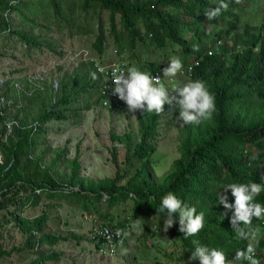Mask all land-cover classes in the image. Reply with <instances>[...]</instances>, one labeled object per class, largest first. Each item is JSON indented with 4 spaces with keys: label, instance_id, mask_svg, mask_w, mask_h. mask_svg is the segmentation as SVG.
Returning a JSON list of instances; mask_svg holds the SVG:
<instances>
[{
    "label": "trees",
    "instance_id": "trees-1",
    "mask_svg": "<svg viewBox=\"0 0 264 264\" xmlns=\"http://www.w3.org/2000/svg\"><path fill=\"white\" fill-rule=\"evenodd\" d=\"M7 1L0 0V33L15 34L26 51L41 46V37L32 27L36 25L34 17L38 15L44 21L40 26L46 30L50 29L51 23L55 29H65L67 35L90 32L91 47L98 56L109 43H113L114 53L125 56L129 67L135 66L141 71H158L161 67L160 63L146 60L138 53H145L149 42H153L155 48L165 45L170 50L177 48L183 66L191 65L185 72L188 80L199 79L206 83L215 96L216 111L212 119L198 126H181L176 145L178 155L157 180L152 179L151 173L152 139L169 104L164 105V112L159 115L141 110L135 112L136 141H131V131L110 133L112 154L117 141L124 146L125 155L131 153L141 160L123 184L116 183L119 178L117 170L110 177L85 183L77 172V150L70 161L71 169L59 181L49 168L64 154L65 147L57 148L54 159L42 166L39 153L32 154L35 138L46 133L45 124L49 120H64L99 102L102 78L92 61L79 62L69 70L63 69L57 75L56 88L51 81H44L41 88H34L29 94L20 92L24 102L13 114L21 124L36 121V125L12 127L1 146L8 166L1 170L0 180L8 170L16 171L17 175L0 185V206L7 203L5 195L9 192L13 194L7 199L20 207L33 204L39 191L47 195L76 193L84 207L91 198L97 201L103 194L107 205L124 200L131 194L132 219L139 218L140 214V218L148 215L159 217L155 230L172 243H177L186 257L190 258L194 251L193 241L222 250L228 260H234L237 250H245L250 241L238 239L230 223L234 208L225 209L219 198L226 196L227 202L234 205L231 191L224 190L231 183L264 185V23H250L247 17L256 16L264 0H224L228 9L211 20L205 13L218 6L221 0H16L12 4H7ZM5 9L7 18L3 15ZM12 11L20 17V24L12 22ZM104 12L105 18L102 17ZM200 23L211 25L206 39L196 31ZM240 23L242 29L238 30L236 27ZM227 34H231L229 40L226 39ZM43 38L47 43L48 38ZM194 45H198V51L193 50ZM55 52L61 53L60 50ZM91 73H96L97 78L92 79ZM10 87L6 84L2 89L6 97ZM2 118L0 116V134L4 133ZM21 159L24 166L20 168ZM27 162L32 169L25 165ZM64 183L77 184L78 188L64 190ZM18 189L24 190L25 197L30 198H15L13 195ZM169 192L184 204L195 207L197 213L204 214V228L196 236L186 238L179 231L178 213L173 214L177 218L173 227L166 233L163 231L164 213L156 210ZM256 202L264 204V192L256 197ZM92 206L101 221L121 227L128 224L126 218L115 219L111 223V215L105 218L106 212H100L95 203ZM8 212L21 230L29 228L30 225L25 227L21 224L19 215L13 210ZM43 217L38 216L31 223L33 228L41 229ZM252 227L260 230L255 258L264 263L263 219L254 218ZM144 228L155 234L145 223ZM58 238L47 234L34 238L29 229L25 244L53 243ZM53 255L54 252L38 254L26 264H41L44 258ZM192 262L200 264L198 259ZM233 264L246 262L233 261Z\"/></svg>",
    "mask_w": 264,
    "mask_h": 264
},
{
    "label": "rangeland",
    "instance_id": "rangeland-1",
    "mask_svg": "<svg viewBox=\"0 0 264 264\" xmlns=\"http://www.w3.org/2000/svg\"><path fill=\"white\" fill-rule=\"evenodd\" d=\"M105 13L102 14L103 18L106 16ZM10 16L12 22L20 24L21 20L16 12L12 11ZM247 17H249L250 23H264V5L258 9L256 16L247 15ZM33 21L36 22V25L32 26L34 32H38L42 40L39 48H31L26 51L15 34L0 33L2 89L6 84L10 85L8 93L13 98L11 108L1 120L3 128H6L5 120L13 117L18 119L13 114L14 110L24 102L21 94L18 93L17 95L12 88L11 80H17L21 87L25 88L28 86L26 79L28 74L32 80L42 81L41 83L45 81L46 83L53 82L63 69L69 70L79 62L106 63L120 58L127 62L125 56L123 58L122 55L114 53L113 43H109L102 55L98 56L91 47L92 34L90 32L67 35L65 29H55L51 23L49 30L42 28L40 23L44 21L39 15L34 17ZM210 26L209 23H200L197 25L196 31L206 39ZM236 29L241 30L242 24L240 23ZM230 35L227 34V40H229ZM43 36L48 38L47 43H45L46 39ZM55 50H60L61 53L58 54ZM138 53L146 60L153 59V61L161 64L158 69L161 81L168 89L169 96H176L179 99L178 93L174 90L189 82L187 74L181 72L174 78L163 76V69L168 66L171 58H180L179 50L177 48L170 50L168 45L155 48L153 42H149L148 50L145 53ZM37 74H40L41 77L39 78L41 79L35 77ZM32 85L29 83V87ZM178 116L179 106L173 102L167 107L165 115L159 121L156 135L152 139L154 149L150 155L153 180L159 179L169 167L171 160L178 155L176 145L181 128L177 121ZM45 127L46 133L44 135L38 134L35 138L36 142L32 154L39 153L40 162L43 166L50 159H54V152L57 148L65 147L64 154L49 168L51 174L55 175L59 181L71 169L70 161L75 150L78 153L79 166L77 172L88 184L112 176L115 170H117L119 177L116 183L123 184L141 162L137 156L131 153L125 155L124 146L116 140H114L116 141V148L113 154L111 151L110 133L120 134L123 131H131V141L138 139L136 114L129 112L125 103L119 109H108L99 102H95L90 108L80 110L74 115L71 114L64 120L51 119L45 124ZM10 132L4 130V133L0 134V156L3 157L0 172L8 166V163L4 161L5 155L1 146ZM23 161L21 159L20 168L24 166ZM25 165L32 169L28 162ZM16 175V171L8 170L0 180V185L16 178ZM25 193L24 190L18 189L13 196L28 200L30 197L26 198ZM12 194L13 192L6 193L5 198L8 201L0 206V264H26L38 254L44 255L51 252H54L55 255L44 258L41 264H193L189 257L183 255L177 243H172L163 233L160 234L155 230L157 229L156 215L142 217L144 223L153 229L155 234H150L144 228L143 233L132 232L131 235L123 239V243L119 241L113 253L107 254L100 251V242L91 231L92 224L95 223L96 218L98 219L92 203L96 204L100 212H106L105 218L111 215V223H114L115 219L126 218L128 229L133 221L131 194L113 205H107L103 200V194L97 201H93L91 198V202L85 203V207L82 200L76 197V193L47 195L43 191H39L33 204H25L21 207L7 199ZM8 210H13L18 214L21 224H24L25 227L30 225L29 228L21 230L19 224L9 216ZM41 215L44 216L40 222L41 229L36 230L31 223ZM29 229L34 238L43 234L59 236L60 238L53 243L42 242L39 245L26 246L25 240ZM123 249L127 250L126 254H123Z\"/></svg>",
    "mask_w": 264,
    "mask_h": 264
},
{
    "label": "clouds",
    "instance_id": "clouds-1",
    "mask_svg": "<svg viewBox=\"0 0 264 264\" xmlns=\"http://www.w3.org/2000/svg\"><path fill=\"white\" fill-rule=\"evenodd\" d=\"M228 9V3L221 0L215 8H211L205 13L207 19L211 20L221 15L222 11ZM194 51H198V45L193 46ZM259 49H257L258 51ZM183 63L179 57L171 58L168 66L163 69V76L174 78L183 71ZM91 78L96 79V73H91ZM112 84L114 85L113 94L123 101L129 112L141 110L157 115L164 112L165 104L175 102L179 106V116L177 121L181 126H198L202 122L212 119L216 111L215 96L208 90L204 81L199 79L189 81L183 87L176 88V96H169L168 89L161 82L159 76H153L151 73L139 70L132 66L126 70L116 69L112 73ZM3 163V157L0 156V164ZM230 190L234 197V205L227 202L226 196L219 198V203L225 209L234 208V214L230 220L233 230L238 239L250 241L245 250H237L234 260H228L222 250L209 248L200 245L199 241H193L194 251L191 252L190 260L198 259L200 264H233V261H242L246 264H260L256 257V244L258 243L260 230L252 227V221L264 219V204L256 202L262 192L264 185L260 183H231L225 188ZM164 213L163 231L166 233L176 223L173 214L178 213L179 231L187 238L196 236L204 228V214L197 213L195 207L184 204L175 194L169 192L165 195L156 212ZM159 219V217H158ZM157 219V221H158ZM144 220L136 218L132 221L127 230L116 229L111 232L104 230L106 240H111L112 236L123 239L131 235L132 232L143 233ZM115 251V250H113ZM123 254L127 253L123 249Z\"/></svg>",
    "mask_w": 264,
    "mask_h": 264
},
{
    "label": "built area",
    "instance_id": "built-area-1",
    "mask_svg": "<svg viewBox=\"0 0 264 264\" xmlns=\"http://www.w3.org/2000/svg\"><path fill=\"white\" fill-rule=\"evenodd\" d=\"M16 0H8L7 4H12L13 2H15ZM3 15L5 18H7V9H5V11L3 12ZM93 66L95 67L96 71L99 72L102 76L100 84H99V103L101 105H103L106 108H121L124 104L123 101H121L116 95L113 94V88L114 85L112 84V73L113 71H115L116 69H120V70H126L127 68H129V65L127 64V62H125L123 59H117V60H112L106 63H101V62H97V61H93ZM191 65H187L183 67V71L182 72H188L190 70ZM144 72H148L151 73L153 76H159V71H144ZM38 79H41L39 77L40 74H37ZM27 81H28V86L23 88L21 87L20 83L17 80H11L10 83L12 85V88L15 90L16 94L18 95V93L20 92H24L26 94H29L34 88H41L42 86V81L38 82V81H34L32 80V78L29 76V74L26 77ZM29 83L33 84L32 87H29ZM52 86L54 88L57 87V81L53 80ZM2 85H3V80L0 77V116L5 117L7 114V111L11 108V105L13 103V98L11 95L9 96H5L2 93ZM6 121V122H5ZM5 124H6V128H4L5 131H11L12 127H28V126H32L35 127L36 125V121H32V122H28L26 124H21L19 122V119H15L14 117L8 120H5ZM68 188L71 189H77L78 185L77 184H68V183H64L63 184V189L66 190ZM94 216V215H92ZM97 220V222H96ZM263 224H264V219H263ZM109 229L111 232H115L116 229H127V225L124 227L118 226L116 224H108L105 223L101 220H98L97 218L95 219V223L92 224L91 227V231L93 233L94 236H96V238L99 240L100 242V251L103 253H107V254H111L116 250V245L117 243L120 241V238L116 237L115 235L112 236V239L106 240L105 236H104V230L105 229ZM260 264H264V263H260Z\"/></svg>",
    "mask_w": 264,
    "mask_h": 264
}]
</instances>
